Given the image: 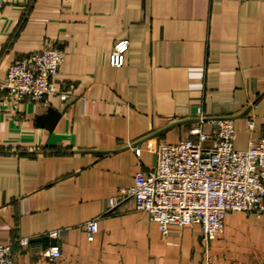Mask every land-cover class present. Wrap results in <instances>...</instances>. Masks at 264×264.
<instances>
[{
    "label": "crops",
    "instance_id": "obj_1",
    "mask_svg": "<svg viewBox=\"0 0 264 264\" xmlns=\"http://www.w3.org/2000/svg\"><path fill=\"white\" fill-rule=\"evenodd\" d=\"M47 46L64 53L58 94L18 115L0 95V244L30 239L12 264H264V213H228L209 247L199 224L164 235L133 198L104 214L200 115L231 117L240 151L264 136V0H0V80ZM50 108L52 130L38 122ZM55 244L62 256L43 257Z\"/></svg>",
    "mask_w": 264,
    "mask_h": 264
},
{
    "label": "built area",
    "instance_id": "obj_2",
    "mask_svg": "<svg viewBox=\"0 0 264 264\" xmlns=\"http://www.w3.org/2000/svg\"><path fill=\"white\" fill-rule=\"evenodd\" d=\"M130 42L118 41L110 55L115 68L126 64ZM64 63V53L47 46L12 63L0 80L2 104L19 113L23 103L40 104L56 95V79ZM61 98L65 99L64 95ZM248 129L254 121L247 119ZM210 128L209 131L206 129ZM237 129L231 117L200 115L178 143L161 141L155 151V165L148 173H138L134 184L121 187L111 197L104 214H110L127 199L133 198L135 210L144 212L164 235L170 227L199 224L206 247L225 231V216L233 212L264 213V136L251 141L245 151L237 150ZM140 154L141 149H135ZM90 239L99 230L98 219L85 224ZM68 230H57L51 237H62ZM30 239L0 244V264H12L16 245L26 247ZM50 260L62 256L57 244L45 249ZM205 264H217L207 258Z\"/></svg>",
    "mask_w": 264,
    "mask_h": 264
},
{
    "label": "water",
    "instance_id": "obj_3",
    "mask_svg": "<svg viewBox=\"0 0 264 264\" xmlns=\"http://www.w3.org/2000/svg\"><path fill=\"white\" fill-rule=\"evenodd\" d=\"M60 113L54 109H48L46 114L40 115L38 117L39 125L47 127V129L52 130L54 128L55 122L59 119Z\"/></svg>",
    "mask_w": 264,
    "mask_h": 264
}]
</instances>
